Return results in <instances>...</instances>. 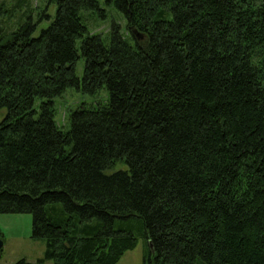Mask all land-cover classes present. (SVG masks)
Listing matches in <instances>:
<instances>
[{
    "label": "trees",
    "instance_id": "obj_1",
    "mask_svg": "<svg viewBox=\"0 0 264 264\" xmlns=\"http://www.w3.org/2000/svg\"><path fill=\"white\" fill-rule=\"evenodd\" d=\"M104 2L126 33L88 32L98 0H45L0 35V215L45 243L14 264H117L132 217L142 264H264V0ZM103 87L57 125L56 98Z\"/></svg>",
    "mask_w": 264,
    "mask_h": 264
},
{
    "label": "rangeland",
    "instance_id": "obj_2",
    "mask_svg": "<svg viewBox=\"0 0 264 264\" xmlns=\"http://www.w3.org/2000/svg\"><path fill=\"white\" fill-rule=\"evenodd\" d=\"M99 7L104 13L82 12L81 19L90 34L105 38L113 24L120 27L121 33L127 31V21L116 11L113 5L106 4L104 0H98ZM45 0H0V35L17 30V27L25 20H21L23 10L29 7L30 23L38 21L36 16L39 11L44 10ZM45 14L48 13L44 11ZM51 13V11H49ZM47 26V21H42L37 26L35 36L41 29ZM137 40L141 39L137 37ZM143 43V42H142ZM84 62L79 59L75 65V75L78 79L83 76ZM108 101V92L105 87L99 89L95 94H84L74 88L67 89L60 97L54 100V120L64 131L69 129L67 124L68 110H74L81 105L93 107ZM37 105H35L36 108ZM126 167L121 162L111 169L104 171L106 175L124 170ZM115 230H128L137 238V245L133 250L127 251L117 264H142L144 257L150 251L148 243L141 234V221L132 217L126 220H116ZM32 218L29 214H3L0 215V240L3 242L0 255V264H14L20 259L28 262H36L42 259L45 251V243L40 239L31 237ZM51 264V262H45Z\"/></svg>",
    "mask_w": 264,
    "mask_h": 264
},
{
    "label": "water",
    "instance_id": "obj_3",
    "mask_svg": "<svg viewBox=\"0 0 264 264\" xmlns=\"http://www.w3.org/2000/svg\"><path fill=\"white\" fill-rule=\"evenodd\" d=\"M2 246H3V242L0 240V255H1V251H2ZM149 248H151L150 244H149Z\"/></svg>",
    "mask_w": 264,
    "mask_h": 264
}]
</instances>
